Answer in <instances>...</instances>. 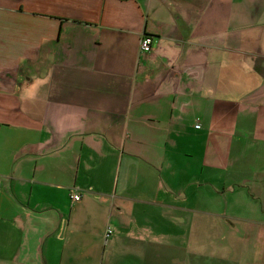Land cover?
Returning <instances> with one entry per match:
<instances>
[{
    "label": "crops",
    "instance_id": "1",
    "mask_svg": "<svg viewBox=\"0 0 264 264\" xmlns=\"http://www.w3.org/2000/svg\"><path fill=\"white\" fill-rule=\"evenodd\" d=\"M0 264H264V0H0Z\"/></svg>",
    "mask_w": 264,
    "mask_h": 264
},
{
    "label": "built area",
    "instance_id": "2",
    "mask_svg": "<svg viewBox=\"0 0 264 264\" xmlns=\"http://www.w3.org/2000/svg\"><path fill=\"white\" fill-rule=\"evenodd\" d=\"M152 39H153V35L152 34H149V33H144L142 36H141V39H139V47L141 49V51H144V52H148L151 50L152 48ZM195 127H199V123L196 122L194 124ZM71 197L74 199V200H78L80 198V193H72L71 194ZM109 233V230L107 231L106 234Z\"/></svg>",
    "mask_w": 264,
    "mask_h": 264
}]
</instances>
